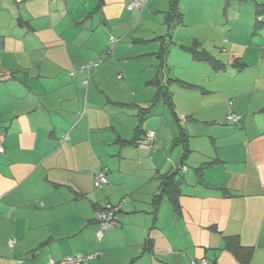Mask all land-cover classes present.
Returning a JSON list of instances; mask_svg holds the SVG:
<instances>
[{
	"label": "crops",
	"instance_id": "obj_1",
	"mask_svg": "<svg viewBox=\"0 0 264 264\" xmlns=\"http://www.w3.org/2000/svg\"><path fill=\"white\" fill-rule=\"evenodd\" d=\"M9 1L0 11V264L95 253L81 264H243L228 247L235 241L253 248L248 264H264V0H253L256 20L249 0H226L221 28L203 6L223 0H197L204 20L186 30V13L172 29L176 48L193 41L225 64L168 56L175 114L157 98L168 26L153 0L133 10V0H96L89 15L76 0ZM148 11L163 13L162 25L137 35ZM101 170L108 182L97 188ZM107 204L120 207L118 223L99 240Z\"/></svg>",
	"mask_w": 264,
	"mask_h": 264
},
{
	"label": "rangeland",
	"instance_id": "obj_2",
	"mask_svg": "<svg viewBox=\"0 0 264 264\" xmlns=\"http://www.w3.org/2000/svg\"><path fill=\"white\" fill-rule=\"evenodd\" d=\"M76 1H78L79 3L82 2L84 5H86L85 7H87L88 8L87 10L89 11L88 15H89V13L91 11L94 10V8L96 6V0H76ZM209 1H212V0H209ZM9 2H11V1H9V0H0V11L2 9H4L5 10L4 11V13H5L4 15H6V13H8V11L9 12L11 11L10 9L12 8V6L8 5ZM71 2H73V0ZM223 2L224 3L217 2L215 4V2L213 1V3H209V4L206 3V5L203 6L207 10V14L209 13L210 19H213V21H214L213 24H216V26H219V28H221L220 27L221 23L226 20V14H228V9H230V8L226 7V0H223ZM237 2L244 3L241 0H237ZM246 2H249L248 3L249 4L248 8L251 9V7H252L251 14L253 15V17L256 20L255 8L253 7L254 6V1L253 0H249V1H246ZM196 3H197V0H180V4H181L180 9L184 13V19H185L186 13H188V16L186 18V22L188 24V27H187V24L184 27V28H186V30H188V29L191 30L192 29V25H193L192 21L197 22L198 19L200 21H202V19L204 20V18H203L204 16L203 15L201 16V12L197 13V11H196V8L197 7L200 8L201 5L200 4L196 5ZM151 5H152V7H153V5H156V6H154L156 8L160 7V9L162 11H168L170 9V0H157V1L153 0ZM145 8H146V6L144 7V9ZM225 10H226V12H225ZM137 12H138V14H137L138 18L140 19L141 18V13H140L139 10H137ZM215 12H216V16L213 15V13H215ZM148 14H150V15H148ZM148 14H146L143 24L140 26V28L138 30H136L137 35H141V34H143V35L147 34L148 35L151 31H153L154 27H158V26L160 27L162 25V24H159V23L160 22L162 23L163 20H164L163 13H153L152 11H148ZM88 15H87V18L90 19L89 20L90 23L88 22L87 27L90 29V31H92L93 27H91V25L93 24V26H94L95 22L91 23V21H94V20H91V18L88 17ZM93 15H94V16H92L93 18H97L98 17V13H95ZM5 18L6 19H4V21L6 22V24L7 23L8 24L12 23L13 25L15 24V21L12 20L11 18H9L8 16H6ZM257 20H258V18H257ZM0 21H1V19H0ZM235 25L238 26V23L235 24ZM99 27H100V25H99ZM94 28L95 29L93 31H94V33H96L98 31V27H94ZM163 28H165V30H163V31H165V33L167 34L168 33V31H167L168 28L166 29V26H164V25H163ZM136 29H137V27H136ZM90 31H88V33ZM260 32H261V30H259V33ZM150 35H153V33L150 34ZM180 38L184 42L187 41V39L185 37V34H184V36H182ZM238 38H240V39H238L237 41H240V42H242V41L247 39L244 36H240ZM256 38H258V37L256 36ZM166 42L169 43V54H168V56L169 57L172 56L176 63L181 61V55H183V54H186L187 56H192V51L185 50L187 52L186 53L183 49H182L183 50L182 51L180 48H176L177 47V46H175L176 44L172 43L169 39ZM208 43H209L208 45H211L210 42H208ZM153 44H155V43H150V44H147V45H142L140 43L139 44L136 43V48H147L148 46H152ZM193 44L194 43L192 41L189 44H187L186 46H192ZM180 46H181V44H180ZM113 48L114 47H113L112 43L110 44V42H109V48H108L107 52L105 53V58L106 57L107 58L113 57V55L109 56V53H108L109 49L112 51ZM137 62L140 63V64L142 63L141 61H137ZM143 62H146V61L143 60ZM254 69H255V65L254 64H249V66L246 69V71L244 73H241V74H243L244 78H246V75H245L246 72L253 71ZM232 72L233 73H225V74L222 72L225 77L230 76V78L232 79V82L230 83L231 85H233L232 83H234L235 80H237L236 77L234 78V77H232V75L233 76L238 75V72L235 69H232ZM238 82H240V78L238 79Z\"/></svg>",
	"mask_w": 264,
	"mask_h": 264
},
{
	"label": "trees",
	"instance_id": "obj_3",
	"mask_svg": "<svg viewBox=\"0 0 264 264\" xmlns=\"http://www.w3.org/2000/svg\"><path fill=\"white\" fill-rule=\"evenodd\" d=\"M102 6V0L97 1V8H100ZM166 14V23H167V28H168V33L167 36L160 37L162 40V46L161 50L158 52V59H159V77L156 80L157 83V98L162 97L167 105L170 107L171 110H173V114H175L174 110V103L172 101V95L171 92L169 91L168 85L170 79L166 81L165 84H163V79L165 75V70H169L168 64H167V57L169 54V43L166 42V37L171 41V32L172 29H174L178 25L183 24L184 20V14L181 12L180 7H179V0H170V9L165 13ZM167 39V40H168ZM172 42V41H171ZM197 43V42H196ZM113 45V44H112ZM196 45V44H195ZM191 46L188 47L193 52L194 58L204 61L212 65L217 70H221L225 68V64L222 63L221 61L217 60L214 58L209 52L205 50H199L197 46ZM112 53V51H109V54ZM152 108H142L140 112L141 119L144 120V118L149 114L150 109ZM175 119L177 120V116L175 115ZM188 140L187 135L182 132L180 137L178 138L179 142H186ZM173 184V183H172ZM172 184L168 180L163 181V189H167L170 193ZM173 189V188H172ZM228 247L231 249V251L237 256V258L243 263V264H248L250 262L252 253H253V248L252 247H244L241 246L239 243H236V241L232 244H229Z\"/></svg>",
	"mask_w": 264,
	"mask_h": 264
},
{
	"label": "built area",
	"instance_id": "obj_4",
	"mask_svg": "<svg viewBox=\"0 0 264 264\" xmlns=\"http://www.w3.org/2000/svg\"><path fill=\"white\" fill-rule=\"evenodd\" d=\"M128 7L130 10L133 9H141L142 8V2L140 0H133L131 3L128 4ZM111 42L113 45H115L116 40L114 38L111 39ZM1 51V49H0ZM97 63H90L85 68L90 70L92 66H96ZM122 77V74L120 75ZM227 120L233 124H237L241 121V117L235 114L227 115ZM146 137L149 141H152L154 138V132L148 131L146 134ZM69 136H65L64 139H68ZM5 152V146L2 140H0V154H3ZM184 170H186V166L183 167ZM108 182L107 174L105 170H101L96 173L95 175V186L97 188H102L104 184ZM120 207L118 205H112L107 204L101 209L97 211L96 214V221L98 225V232L97 237L99 240H101L105 234V231L115 227L118 223V214H119ZM15 243V240H10L11 246H13ZM99 253H95L92 256H80V255H68L64 258L63 262L65 264H81L87 261L88 258L97 257ZM47 264H58L56 261L51 260ZM193 264H197L196 261H193ZM201 264H206V262H201Z\"/></svg>",
	"mask_w": 264,
	"mask_h": 264
}]
</instances>
